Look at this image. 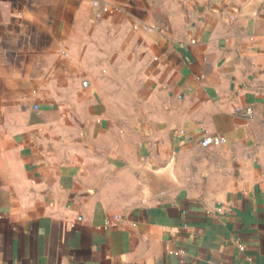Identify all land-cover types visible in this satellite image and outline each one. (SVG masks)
Here are the masks:
<instances>
[{"label": "crops", "instance_id": "crops-1", "mask_svg": "<svg viewBox=\"0 0 264 264\" xmlns=\"http://www.w3.org/2000/svg\"><path fill=\"white\" fill-rule=\"evenodd\" d=\"M0 264H264V0H0Z\"/></svg>", "mask_w": 264, "mask_h": 264}, {"label": "built area", "instance_id": "built-area-1", "mask_svg": "<svg viewBox=\"0 0 264 264\" xmlns=\"http://www.w3.org/2000/svg\"><path fill=\"white\" fill-rule=\"evenodd\" d=\"M225 142H226V139L223 136L205 137L201 141L200 146L203 148H206L211 145H215V146L222 145ZM117 220H118L117 218H114L113 222L106 221L104 225L105 227H109V228L115 227Z\"/></svg>", "mask_w": 264, "mask_h": 264}, {"label": "water", "instance_id": "water-1", "mask_svg": "<svg viewBox=\"0 0 264 264\" xmlns=\"http://www.w3.org/2000/svg\"><path fill=\"white\" fill-rule=\"evenodd\" d=\"M165 189V188H164Z\"/></svg>", "mask_w": 264, "mask_h": 264}]
</instances>
